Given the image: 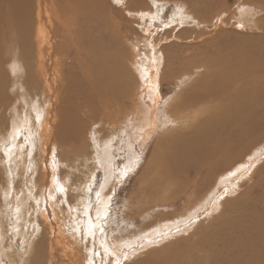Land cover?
Returning <instances> with one entry per match:
<instances>
[{
    "label": "bare ground",
    "instance_id": "6f19581e",
    "mask_svg": "<svg viewBox=\"0 0 264 264\" xmlns=\"http://www.w3.org/2000/svg\"><path fill=\"white\" fill-rule=\"evenodd\" d=\"M134 1L130 0L125 7ZM187 1L191 10L205 13L214 0ZM243 8L237 18L239 27L248 26L250 21L249 25L253 23L258 29L261 18L256 15L261 9L252 5ZM139 11L123 8L121 12ZM112 15L102 0H0V108H3L0 132L7 131L12 119L13 140L17 144L25 131L28 153L17 159L24 160L22 171H33L28 159L31 152L36 169L39 166L41 169L53 145L60 150L61 162L67 159L65 151L74 157H87L82 136L89 124L112 125L130 110L146 136L155 129H169L170 137L176 141L157 142L140 178L139 198L133 203L135 206L128 203L126 211H134L137 216L142 207L147 212L158 207L164 209L181 199H186V205L184 201L180 213L157 214L156 219L142 227L148 231L140 237L132 233L128 238L112 240L109 246L104 235L99 234V240L93 239L98 247V264L105 259L112 264H264V155L245 169L247 161L264 152V144H259L264 141L263 38L245 45L229 58H218L216 65H205L209 80L202 89L194 90L190 87L193 81H198L194 80L190 67L198 62L184 54L180 60L185 63L187 59L185 70L176 76L163 72L164 66L167 67L166 54L173 49L162 52L160 44L170 37L155 39L151 30L155 28L154 20L141 22V32L148 36H143V41L153 47V53L147 59L151 63L149 88L139 96L130 88L136 79L128 75L138 73L139 41L137 45L133 41L136 32L123 16L115 21ZM193 16L190 14L188 18L199 26L201 23ZM174 40L181 39L173 36ZM125 49L129 51L128 59L123 54ZM127 68L132 70L128 74ZM189 74L192 80H187ZM167 77L172 84L182 86L178 99L176 95L170 99L156 93L161 79ZM5 87L10 88L9 94ZM146 96L151 104L141 101L140 97ZM32 101L38 105L36 109ZM160 105L162 115L158 111ZM192 108H198L197 113L187 124L185 112ZM96 134L100 135L101 130H96ZM244 156H248L245 161ZM4 159L0 157V166L7 171ZM76 165L69 168L72 173L78 171ZM93 165L94 162L86 165L87 174L93 172ZM81 170L82 166L78 172L82 173ZM259 170L263 175L254 181L260 176ZM39 174L42 181L38 176L33 183L30 177L19 192L18 175L7 178L15 182V193L11 189L6 194V199L10 195L13 202L12 216L20 213L12 223L14 236L9 234L8 224L0 214V235L9 243L2 251L8 254L10 264H41L39 254L44 242L42 237L36 240L34 226L28 224L29 216L36 210L45 228L49 226L59 237L63 234L54 209L48 206L49 216L44 211L42 194L50 185L49 174ZM236 178V183L227 181L221 191H215L222 179ZM84 181L81 189L88 185ZM26 195H30L29 201L23 200ZM22 205V210L15 208ZM195 213L198 215L192 218ZM201 216L209 232L203 229ZM201 234L206 237L200 243L193 240ZM69 246L71 252L77 249L76 241L75 247ZM120 256L121 262L116 261ZM156 256L160 257L153 259Z\"/></svg>",
    "mask_w": 264,
    "mask_h": 264
},
{
    "label": "rangeland",
    "instance_id": "374dc122",
    "mask_svg": "<svg viewBox=\"0 0 264 264\" xmlns=\"http://www.w3.org/2000/svg\"><path fill=\"white\" fill-rule=\"evenodd\" d=\"M102 1H104L107 8L113 12L112 18L115 21H120V17L123 16L129 25H131V28L136 32L135 35H133V41H135L136 45L139 41L136 51L138 73L136 75L131 72L128 74V70H131V68H127L126 70L129 77L131 75L132 79H136L135 84L130 88L131 90L133 89V93L137 92L139 96H141V92H146L149 88V74L151 70H148V68H150L151 63L147 61V59H149L150 55L153 53V47L150 44H146V42L144 43L142 38L143 36L148 37L147 34H145L144 31L141 32L140 29L142 23L144 24L145 21L154 20L153 25L155 28L151 30H153L152 32L155 35V39H162L164 36L170 37L167 42L162 40L160 44L162 52L170 48L173 49V51L166 54L167 67L164 66L163 72L165 71L166 74L171 73L172 76H176L178 73L185 70L188 65L187 59H185V63L180 60V57L184 54L187 58H193V60L198 62L197 66L193 64L190 67V71L193 73V77H195L194 80L198 81H193V86L190 87L194 90L202 89L206 81L209 80L207 73L209 69H205V65H216L218 58H229L231 55L241 51L245 45L251 42H257L262 38L264 42L263 0L261 3H256L254 0H214L209 4L210 6L206 8L204 11L205 13L191 10L189 4H187V0H135L129 7H125V5L130 0ZM248 5L261 9V12H257L256 15L261 18L258 29L253 26V23L249 25L250 21L249 24L247 23L248 26H243L244 29L239 27L240 25L237 19L240 13L239 10L243 11L244 6L250 7ZM123 8H126L129 12H135L136 10L141 11L135 14H127L121 12ZM189 13L194 15L195 17H193L202 25L199 24V26H196L194 20L188 18L190 16ZM141 14L142 17L140 16ZM252 16L253 14L249 16V20L251 21ZM131 22H134V25H132ZM136 22L139 23V25L135 24ZM176 22L180 23L181 26L176 24ZM165 23H167V25L164 26ZM162 29L164 30L162 31ZM155 31L157 34H155ZM173 36L177 38L179 36L181 40L179 42H176L177 40L173 41ZM149 41H151V38H149ZM191 47L194 48L193 52L191 51ZM123 54L128 59L129 51L125 49ZM171 55L173 56L171 57ZM159 75L160 74H158L157 77H159ZM187 80H192L191 74H189ZM181 87L180 85L177 86L172 84V80L168 77L166 79L164 78V80L162 78L160 87L157 86L156 93H160L162 97H170V99L176 95V99H178L180 96L178 92ZM4 91L9 94L10 88L5 87ZM140 98L141 101L146 100L151 104L149 97ZM135 99H137V96ZM24 103L26 104L25 101ZM37 106L38 105L32 101V107L36 109ZM197 109L198 108H192L190 112L187 109L188 112H185L187 124H190L193 120L194 114L197 113ZM0 110H3V108H0ZM158 111L161 115L163 114L161 105ZM17 128L18 127H16V129ZM99 129L101 130V134L97 135L96 130ZM14 130L12 119H10L7 131L0 132V157L5 158L2 163L7 164V171L0 166L1 219L8 224L9 234L14 236L12 234V223L14 220L16 221L20 213H15L14 216H12L15 210L12 208L13 202L10 195H8L6 199V194L9 190L12 189L15 193V182L12 178L8 180V177L18 175L16 176V183L17 192H19L20 190H24L23 185H25L26 179L32 177L34 183L38 176L40 177V181L43 180L39 173L42 175H44V172L49 174V176H47V181L50 182V185L44 188L45 193L42 194V196L45 197L44 208L46 209H44V211L49 216L47 210L48 206L54 209L57 221H61L59 227L63 228V234L59 237L49 226L45 228L40 222L41 218L38 216L37 210L35 214L29 216L28 224L34 226L33 231L35 232L36 240L42 237V241L44 242L39 254L41 264H98L96 260L98 257V247L93 239L98 237L99 240V234L104 235V241L107 240L109 246H111L112 240L116 238H128L127 235L129 236L132 233H136L138 234L137 236L140 237L143 233L148 231L142 229V227H146V224L156 219L157 214H171V212L180 213L183 210L182 205L184 201L186 205V199H181L175 202L174 205L167 204L164 209L158 207V209L156 208L147 212V210L142 207L139 209L141 213L137 216L133 214L134 211H126L128 203L129 205H134L133 203L139 198L137 192L140 189V178L144 173V168L157 142L160 139H168L169 142L176 141L170 137L171 132L169 129L164 131L155 129L153 130L154 132L152 131L149 133V136H146L145 129L140 128V125L137 123L136 115H132L130 110L120 115L112 125H101L100 123L97 124V122L89 124L82 136V141L86 144L84 152L87 157H74L69 151H65L64 155L67 159L61 162L58 156L60 155V150L57 149L56 145H53L51 148L52 151L44 163L46 169H44L43 164V167L40 169L39 166L38 170L31 159L34 152L29 153L31 158L29 157L28 159L32 164V173H30L28 169L22 171L24 160H17L18 158H23V156L28 153L25 140L26 133L24 131L21 141L14 144ZM58 135H61L60 130H58ZM100 138H102V140H100ZM98 140L101 141V144L98 143ZM79 143V145H81L80 141ZM259 144L260 146L261 144L263 145L264 141ZM62 145L65 148L64 143H62ZM21 146L23 147L22 149ZM250 151L248 153L252 152ZM263 155L264 152L256 154L255 159L245 163V169L247 170L250 168L254 162ZM45 156L46 154H43L44 158ZM246 157L248 158V156ZM246 157L243 161L247 159ZM90 162H94L92 166L93 172L91 171L87 174L85 167ZM75 164H77L76 168H78V171L82 166V173L78 171L72 173V170L69 168ZM26 165H28V163H26ZM108 171L109 174H107ZM259 171L257 175L259 173L260 176L255 177L254 181L262 177L263 172H261V170ZM239 172L240 171H237L236 173ZM83 174H86V176H83ZM85 177L87 179H85ZM84 180L88 181V185L85 189H81L83 188L82 184L85 182ZM227 181L229 183H236L238 178L231 181L222 179L215 191H221ZM226 194L229 195L227 191ZM27 197L30 198V195H26L23 200L29 201ZM210 199L206 202L207 204L210 203ZM25 204L23 205L25 206ZM23 205L15 208L22 210L24 207ZM70 209H72L71 216L70 213L68 214ZM196 210L198 212L197 207ZM199 213L201 212L199 211ZM197 215L198 213H195L192 218H195ZM199 220H201L200 222L203 225V229L209 232L210 229L207 224H204L206 222L203 216H201ZM192 221L193 219L190 220V223ZM20 225L22 227V223H20ZM5 234H7V231H5ZM205 237L206 236L203 234H201V236L196 235L193 240L200 243ZM0 239L2 240L0 244V264H10L7 257L8 254L2 251L3 246H7L9 243H7L6 238L1 235ZM75 241L77 243V249L74 248L71 252L69 244L75 247ZM18 248L20 249V246H18ZM49 249L51 251H49ZM77 251L79 252L77 253ZM131 251V249L127 250L126 253ZM148 255H153V253ZM48 256H51V260H49ZM158 257L160 256L153 257V259ZM120 258L121 256L118 257L116 261L118 260L121 262ZM140 258H144V256ZM103 264L112 263L105 259ZM113 264H115V262Z\"/></svg>",
    "mask_w": 264,
    "mask_h": 264
},
{
    "label": "snow or ice",
    "instance_id": "6c2138e0",
    "mask_svg": "<svg viewBox=\"0 0 264 264\" xmlns=\"http://www.w3.org/2000/svg\"><path fill=\"white\" fill-rule=\"evenodd\" d=\"M62 190V189H61Z\"/></svg>",
    "mask_w": 264,
    "mask_h": 264
}]
</instances>
